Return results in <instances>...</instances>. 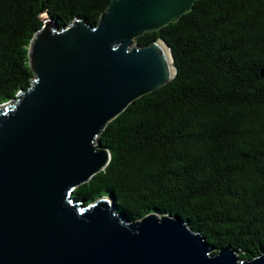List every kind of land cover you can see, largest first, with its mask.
<instances>
[{
	"label": "trees",
	"instance_id": "16d2710c",
	"mask_svg": "<svg viewBox=\"0 0 264 264\" xmlns=\"http://www.w3.org/2000/svg\"><path fill=\"white\" fill-rule=\"evenodd\" d=\"M111 0H0V105L29 89V48L49 16L96 25ZM164 40L177 74L99 137L110 165L74 194L108 196L127 220L175 217L214 248L264 253V0H199Z\"/></svg>",
	"mask_w": 264,
	"mask_h": 264
},
{
	"label": "water",
	"instance_id": "95a60500",
	"mask_svg": "<svg viewBox=\"0 0 264 264\" xmlns=\"http://www.w3.org/2000/svg\"><path fill=\"white\" fill-rule=\"evenodd\" d=\"M199 0H111L96 25L48 15L29 48V89L0 105V264H264L214 248L175 217L129 221L108 196L74 191L110 165L105 128L177 74L168 44L137 38ZM264 76V67L261 70Z\"/></svg>",
	"mask_w": 264,
	"mask_h": 264
},
{
	"label": "bare ground",
	"instance_id": "6f19581e",
	"mask_svg": "<svg viewBox=\"0 0 264 264\" xmlns=\"http://www.w3.org/2000/svg\"><path fill=\"white\" fill-rule=\"evenodd\" d=\"M43 18H46V15H45V16H43Z\"/></svg>",
	"mask_w": 264,
	"mask_h": 264
}]
</instances>
